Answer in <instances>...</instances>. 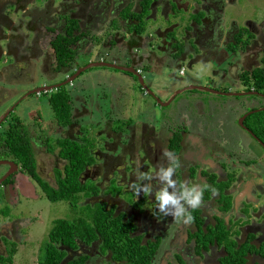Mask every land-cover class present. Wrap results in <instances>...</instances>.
Wrapping results in <instances>:
<instances>
[{"label":"flooded vegetation","instance_id":"obj_1","mask_svg":"<svg viewBox=\"0 0 264 264\" xmlns=\"http://www.w3.org/2000/svg\"><path fill=\"white\" fill-rule=\"evenodd\" d=\"M57 1H60V8L56 5ZM118 1L120 5L113 0H105L107 4L105 7H102L104 0H100L101 3L98 2L102 13L98 15V21H96L95 25H93V28H97L98 25L99 27L103 25V28H106L105 32L101 34V37L105 35L104 40L102 41V45L104 47L108 48L106 43H109V47H112L114 43H117V45H122L126 48L127 54L129 53V50L135 53H138L143 49L147 50V52H145L146 56L143 57L131 59L129 56H127V59H129L131 62L130 66L135 68L137 73L142 77L144 84L147 86V89H144V86L142 84L140 85V83L138 84L137 81V84L143 91V94L147 96V101L152 100L156 104L161 106L163 104V106H167L165 104H167L170 100H172V102L176 101L175 99L180 97L181 94L188 90H195L194 92H197L196 90L206 91L200 89L205 88L204 86H198L191 81L186 84L170 81V83L165 85V88L166 86L169 88L170 84H175L174 89H178H175L170 93L168 92L167 88L163 89V85L156 84L155 86H152L145 82L144 74L152 73V71H154V68H156L155 65H159L163 59V54L161 53L165 52L169 53L171 58L173 57L174 64L172 67L179 69L178 73L181 77H184L189 71V69L186 68L187 63H189L190 67L194 63H210L208 58L213 57L214 54H218L219 51V56L225 58L226 56L223 50L226 46L224 47L221 45V47L219 45L220 39H223L224 31L221 26H218L217 31H215L216 19L213 20V9L209 8V5H206V9H202L200 4L198 7H194L193 5L191 13H187L190 27L188 26L187 28L185 27L183 29V32H185L183 35L179 33L177 27H174L176 26L175 24H171L173 29L167 25V28L164 31H161V33L154 31L151 34L143 32V34L138 35L135 33V31L133 32V27L138 24V19L136 17L137 14H142V18L146 20L153 6L158 10L160 6L163 5L164 10L161 11V13L166 19H169L172 16H178L182 13L185 15L186 9L184 10V4L185 2H188V0L185 2L183 0H172L171 2H167L166 6L164 5V0H141L139 2V8L136 7L137 5L135 4L134 0ZM42 2L46 3L45 9L37 4L38 0H0V62H4V60H6L9 64H12V61H16V58L14 57H17V55L11 54V62L9 61V58L7 59L9 51L19 52V47L9 45L10 41H16L18 45H26L28 44V36L34 32L41 35L42 26L46 23H48V31L54 32L55 29L52 27L55 26L61 30L63 29V32L65 24L57 25V21L59 18L64 20V18L60 17L61 15L70 13V11L66 12L65 10L66 3L70 4V6L67 7L68 10H75L74 13H71V16L78 20L83 18L81 17L82 13H84L86 8L89 7L83 6L78 9L76 3L71 2L70 0H55L56 4L54 3V0H42ZM113 2L114 5L112 6ZM145 3H148L147 7ZM263 3L264 0H262V4ZM33 5L34 7L32 11L29 10V6ZM145 7L147 12L144 13ZM109 8H111V10H109ZM109 12H111V17H108V14H110ZM13 13L19 15V18L16 21H13L12 17L10 16ZM244 23L247 24V27H249L250 30L246 28L247 33L242 32L243 37L239 43H237L235 35L239 34L240 31L234 34L233 37L230 33L228 36L232 37L233 41H229L230 43L227 44L225 52L227 53V56H232L233 61L237 60V55L235 54L236 52L241 49L245 50L243 53L246 55L244 56V59L247 60L248 63L245 64V66L243 65L242 69L236 73L234 71L238 69V66L235 63H232L229 74H232L234 79H239L243 87H247L250 84L247 83L246 85L241 80L244 71L252 72L254 68L263 67L264 24L254 25V23L249 20L245 21ZM86 24H90L89 20L86 21ZM252 27L255 29L252 30ZM96 33L97 36H99V33ZM215 33L220 35L218 39H212V36L215 35ZM154 36H156L159 40L157 41ZM48 37H50V35ZM1 41H6L9 43L8 48L11 47L9 51L4 50ZM225 43H227V41H225ZM79 44L80 42L75 46L77 53L74 62L69 66L68 71H65L66 75L61 82L70 79L79 68L84 67L91 61L88 60L86 63L81 64L83 57L94 53L93 56H100L101 58L103 57L106 59L104 54H102L106 53L103 51L102 45L101 49L97 52L91 46L87 51H84V48L81 49ZM229 45H236V50L232 51ZM188 51L190 52L189 54ZM107 54L108 53H106V55ZM206 54L208 57H206ZM250 54L251 57H249ZM47 60H49L48 56L44 58V61ZM145 63L147 65H145ZM58 71L59 70L56 69L55 72H52V76L54 77V74ZM213 72H215V75L219 77L218 75L220 74H218V72L212 71V73ZM44 73L45 72L42 71V75H46V73ZM86 73V71L82 72L79 77L76 78V80L82 78ZM131 76H133V74H131ZM136 77L135 75L133 76V78L137 79ZM198 78L203 79L204 75H200ZM224 78L225 76H223L221 79ZM73 83H68L67 85L72 86L74 89L77 84H74L76 85L74 86ZM190 85L192 86L189 87ZM154 87H156L157 90H154ZM148 90H150L151 93ZM247 91L249 90H244L246 93ZM251 92H254V90ZM67 93L69 94L68 91ZM255 93L257 94H253V96H257L258 98L264 100V93H262V91ZM70 97L71 100H73L72 95ZM186 99L187 98H184L182 100L186 101ZM183 101L180 103L178 109H182L186 106L187 110L190 107L202 105L199 106V109L204 108L208 110L206 117H199V115L193 111L187 120H179V116H182L185 110L183 112L180 111V114L177 115L178 118L176 117V119L178 121L177 125L182 127V129L174 130L172 133L165 132L162 135V138L165 136V140L161 143L157 139L158 133L154 128L155 131H151V138L146 141L148 147L147 153H145V161L142 160V165H140V161L137 159V157L140 156L139 150H143L142 148L145 150L146 144L142 146L134 144L133 142L130 143L128 140V138L132 139L145 135L141 128L136 127L140 126L139 124H135L136 128H131L128 134H124V131H119V133H116V137H120L118 145L109 146L106 143V139H103V141L98 143L97 139L95 141L96 144L93 150V153L96 157V163L86 169L82 178L85 181L91 180L94 182L95 185L99 187V194L89 197L85 196V193L79 194H83L82 196L85 198L99 199L103 190H105L108 196L107 198H109V200H116L117 202L109 203L108 201H101V203H105L108 209H114L117 214L124 213L125 220L136 225V232L134 234L143 235L144 242L147 240L154 242L158 241L160 248L162 239H169L171 241L170 244L172 249L171 251L168 250L166 257L163 259V264H233V262H229L231 251H237L247 243H250L256 249H258V253L255 252L246 256L247 264H264V209L262 210V216H259L261 214L258 215L256 211L258 210V207H260L261 200L256 199V203L249 206V212L247 214L245 213V207H243V205L252 203V200H255V197L252 194V187H254L253 183L254 181L256 182V179L253 177V175L255 174V177L258 178L259 172L254 169L253 166L256 161L263 160L264 155L263 157L262 154L255 156V150L251 149L249 145L246 144V150H248V153L250 152L254 157L247 156L245 158L244 154H240L239 149L237 151V146L239 148L241 144L237 143L235 145H230L227 143V139L217 140L219 138L220 132L217 131V125H214L212 120H209V118H212V116L216 114V109L210 102L211 100L204 98L198 99L195 105H191L188 100L187 103H183ZM78 103L80 104V102ZM19 104H16L17 106L15 105L13 109L9 111V114L13 113L14 109H16ZM255 106L256 105L252 106L253 110H256ZM260 108L263 109L264 105H261ZM77 112L81 113H79L77 118H75V114ZM236 112L238 117L241 116L240 125L244 132L251 136L253 142H255V144L264 150V136H262V112H253L259 117L255 120L253 119L254 114L250 112V109L246 112L241 109L237 110ZM9 114L0 120V128L3 126V122L9 117ZM84 114L85 112L82 110V108L81 111L76 110L73 112L71 123H69L68 126H64L62 123L58 125L63 127L65 130L63 133L58 132L60 135L59 140L67 138L68 136L72 138H75V136L77 137L76 131L81 132L82 127V124H80L78 121L84 116ZM140 115L143 116V119H141V122L143 123H145V118L148 119L150 117V114L148 113L146 115V112L143 109ZM156 115V112H153V116ZM221 115L225 117L223 114ZM74 119L77 121H74ZM218 121H221L220 118H218ZM173 123H175V117L173 119ZM229 123L231 124L232 121L225 118V123L218 124V126ZM192 124L198 125L194 128V131H190V129L187 127L189 125L192 126ZM13 126L16 128L19 127L18 120H14L13 124H9L4 128L2 127L0 132V162L8 161L15 164V166H11L9 164H0V166L6 167V170L0 174V189H2L0 190V203L3 204V208L5 207L4 209H0V257L2 260H5V262L1 264H15L14 258H16L18 253L17 248L19 246L20 248L25 246L26 244L23 243L27 242V238H30V242L32 243L37 241L32 240L34 238L32 234L28 235V228L30 225L38 221L34 219L30 221L29 218H22L20 215L14 214L10 207L18 208L23 199H38L41 195L39 192L45 194L47 199L50 200L41 183L30 173H28L21 163L17 162V158L8 145V140L10 139V129ZM23 131L24 130H21L20 135L25 136L34 153L31 139L29 140V136L25 134V131V133H23ZM181 144L188 150L187 154L183 155L182 158L180 157L182 156V150L179 147L182 146ZM57 145L56 148L59 151V144L57 143ZM107 148L111 149V151L114 153H109L108 156H106L104 152ZM164 150L173 152L174 155L180 160L182 165L189 164L187 174L183 178H179L175 174L173 177L174 180H177L181 183L187 182L189 185L207 184L217 190L215 195L210 190L204 192L201 206L195 211L189 210L195 217L194 222L190 225L184 224L185 228L178 236L175 235V229L179 228V222L177 221V223H174V220L171 218V216H165L162 213H159L154 199V192L158 191L164 186V181L160 180L156 176V173L160 172V166L164 168H167L168 166V160L162 158V151ZM34 155L36 158L35 153ZM218 155L223 158V163L221 162L222 160L219 162ZM261 157L262 159H260ZM64 162L66 164V161ZM235 162L241 165L240 170L232 168ZM229 163L230 169H228ZM244 166H246V172H244L242 169ZM194 167H197L196 171ZM64 168L65 165L62 169L58 167L54 168L55 179L54 182L51 183L49 182L50 179L44 178L39 173L36 159L37 175L42 180V182L47 183V185L52 189L58 188L57 172L59 170L63 172ZM93 168L96 169L94 170ZM137 170L150 175L153 178L151 180L144 179L138 181ZM197 171H199L198 175L196 174ZM205 172H208V175L204 174ZM193 174H195V176H193ZM95 175H97L95 177L98 179L97 181L94 178ZM213 176L218 178L219 181L223 182L218 188L214 187V181L212 180ZM248 179L250 181H248ZM134 182L144 185H151L153 188V193H141L139 197H137L135 192L130 188V185ZM263 183L264 180H262V184ZM121 191H123V193L127 196H132L130 198L132 201L130 206L121 200ZM171 191L172 189H169V192ZM133 197H135L134 201ZM222 199L223 202H220ZM50 201L51 203H57L53 202L52 200ZM228 201H230L229 205L227 204ZM82 204L84 203L82 202ZM90 205L94 206L93 204ZM262 205H264V198L262 199ZM251 213L252 217H249ZM12 215L13 217H11ZM231 217L237 219V221L235 220L237 222L235 225H233L231 222ZM243 219L249 221V223H247V228ZM56 220L58 219H55L54 221ZM89 221L91 220L89 219L88 222ZM52 227L48 232V240L45 238V240L41 242V244H45L43 249L42 245L40 246V251L44 253L40 255L38 260H35V262L37 261V264H42V258L45 254L46 246L49 242H51L50 231ZM231 246H233V248H231ZM66 251L67 258L69 259L77 255L89 256L90 258L88 259V264L91 262L92 258H96L94 264H97L100 262V257H102V254H100L98 250L97 244L87 246L82 242V245H80L78 249H74V251H72V249H68ZM31 259L32 258L30 257H23L22 264H28ZM106 260L110 264H116L108 257Z\"/></svg>","mask_w":264,"mask_h":264},{"label":"rangeland","instance_id":"obj_2","mask_svg":"<svg viewBox=\"0 0 264 264\" xmlns=\"http://www.w3.org/2000/svg\"><path fill=\"white\" fill-rule=\"evenodd\" d=\"M70 1L76 3L78 9L83 6L89 7H87L84 13H82L81 17L83 18L78 20L71 16V13H74L75 10H68L67 7L70 6V4L66 3L65 10L66 12L70 11V13L61 15L60 17L64 18V20L59 18L57 21V25L65 24L63 32V29L61 30L55 26L52 27L55 29L54 32L48 31V23H46L42 26L41 35L34 32L28 36V44L26 45H18L16 41H10V44L6 41H1L2 47L6 51H9L11 48H8L9 45L19 47V56L16 61H12L11 51H9L7 59L9 58V61H12L13 63L9 64L6 60H4V62H0V120L8 115L9 111L16 104L18 105L20 103L19 106L14 109V112L9 114V117L3 122L2 127L4 128L9 124H13L14 120H18L19 129L24 130L26 133L24 131L23 133L29 136V140L31 139V144L34 149V153L36 154L39 173L44 178L50 179L49 182L51 183H53L55 179L54 168L58 167L62 169L65 165V162L59 159V156H57L58 149L56 148V145L59 141V133H63L65 130L63 127L58 126L61 122L57 117L54 116L55 113L50 106L48 96L44 95V93L40 95L33 94L29 96L28 93L38 89L39 87H42V85L52 86L58 84L64 79L66 74H63L62 71L55 73L54 77L52 76V72H55L56 69L59 70L63 55L67 51L68 46L70 45L72 47L74 45L72 42L74 35H81V32H83L85 36L79 44L81 49L84 48V51H87L91 46L98 52L101 49L102 41L105 37V35L101 37V34H103L106 29L103 28V25L100 27L98 25L97 28H93V25H95L96 21H98V15L102 13L101 9L99 8V3H101L100 0ZM113 1L120 5L118 0ZM140 1L141 0H134L137 8H139ZM171 1L172 0H164L163 2L166 6V3ZM183 1L185 2L186 0ZM59 2L60 1H57L56 4L54 0V3L60 8L61 5H59ZM114 2L112 6L114 5ZM37 4L42 6L44 9L46 7V3L42 2V0H38ZM199 4L202 9H206V5H209L208 7L213 9V20L216 19L215 31H217L218 26H221L224 31L223 39H220L219 45L224 47L226 46L225 48L223 47L226 57L224 58L219 56V51L218 54H214L213 57L208 58L210 63H194L191 67L189 66V63H187L186 68L189 69V71L184 77H181L178 73L179 69L172 67L174 64L173 57L171 58L170 54L165 52L161 53L163 54V59L161 60L160 64L155 65L156 68H154V71H152V73L144 74V77L145 82L152 86H155L156 84L163 85V89L167 88V86L165 88V85L170 83V81L180 84H186L191 81L198 86H204L205 88L211 89V92L200 90H196L197 92H194L195 90H188L181 94L180 97L175 99L176 101L172 102L169 106H161L152 100L147 101V96L143 94V91L138 86L139 83L141 85V82L138 77L135 76L137 78L135 79L133 78L134 75L131 76L133 73L130 74L129 72L109 67L91 68L86 71L87 73L84 74L82 78L74 81L73 85L77 84L78 87L76 85H74L76 86L74 89L69 85L65 87L70 96L72 95L73 100H75L77 103L80 102V107L85 112L84 116L78 121L80 124H82L81 129L83 128L84 131H76L77 136H84L92 145L97 139L98 143L103 141V139H106L107 145H118L120 137H116V132L124 131V134H128L129 130L135 127V124H139L140 126L136 127L141 128L145 135L132 139L128 138L130 143L133 142L134 144L142 146L145 145L146 141L151 138V131L154 132L155 130L158 133L157 139L161 143L165 140V136L162 138V135L165 132L172 133L174 130L182 129V127L177 125L178 121L176 119L177 115L180 114V109L178 108L180 103L183 101L182 99L187 98L186 101H183V103H187L188 100L191 105H195L198 99L204 98L211 100L210 102L216 109V114H214L212 118H209V120H212L213 124L217 125V131L220 132L219 138L217 140L227 139V143L230 145H235L237 143L241 144L239 148L237 146V151L239 149L240 154H244L245 158L247 156H253L250 152L248 153V150H246V144H248L251 149L255 150V156L262 154L263 157V148L261 149L257 144H255L251 136L244 132L240 125L241 116L238 117L236 111L241 109L246 112L250 109L252 114L262 112L264 111V108L261 109L260 106L264 105V100L258 98L257 96H249L247 93L251 92H244V90L248 89L249 86L243 87L239 79H234L233 75L229 74L232 63H235L238 66V69L234 71L235 73L239 72L243 65L245 66V64L248 63V61L244 59V56H246L243 54L245 50L241 49L236 52L235 54L237 55V60L233 61L232 56H227V53L225 52L227 44L233 41L232 37L234 34L238 33L239 31L247 33L246 28L250 30V28L247 27V24L244 23L245 21H252L254 25L264 24V3L262 4V0H188V2H185L184 4V10L186 9L185 15L182 13L175 17L172 16L169 19H166L161 13V11L164 10L163 5L160 6L158 10L153 6V8L150 10L149 16L146 18L144 33L151 34L154 31L161 33V31H164L167 28V25L173 29L171 24H175L176 26L174 27H177L179 33L183 35L185 33L183 32V29L185 27L187 28L188 26L190 27L187 13H191L193 5L194 7H198ZM105 5L107 6L104 0L102 7H105ZM33 7L34 5L29 6V10L32 11ZM109 10H111V8H109ZM109 13L110 14H108V17H111V12ZM10 16L12 17L13 21H16L19 18V15L14 13ZM87 20L90 22L89 25L86 24ZM254 27H252V30L255 29ZM89 31L90 34L88 33ZM96 32L99 33V36H97ZM230 33L232 34V37L228 36ZM49 35L50 37H48ZM218 37H220V35L215 33V35L212 36V39H218ZM154 38L157 41L159 40L156 36H154ZM225 41H227V43H225ZM106 45L108 48L102 45L103 51L108 53V56L106 53H102L104 54L106 60L111 61V63H116L129 68H132V66H130L131 62L129 59H127V56L133 59L146 56L145 52H147L146 49L140 50L138 53L131 52V50H129V53L127 54L126 48L122 45H117V43H114L113 46L111 45L112 47H109V43H106ZM189 53L190 52L188 51V54ZM93 54L94 53L83 57L81 64L86 63L88 60H97L100 58V56H93ZM46 56L49 57V60L44 61ZM206 57H208L207 54ZM249 57H251V54ZM35 60L37 62L33 63ZM145 65L147 64L145 63ZM42 71H44L46 75H42ZM212 71L218 72V74H220L222 77L225 76V78L221 79L222 77L220 75L217 77L215 72L212 73ZM200 75H204V78L199 79L198 77ZM174 85L175 84H170L169 88H167L168 92L171 93L176 89H174ZM191 86L192 85L189 87ZM154 90H157L156 87H154ZM238 93H243L245 95H236ZM76 105H79V103ZM253 105H256V110H253ZM199 106L202 105L190 107V111L191 113L195 111L199 117L205 118L208 110L204 108L199 109ZM142 109L146 112V115L148 113L150 114L148 119H144L145 123L141 122V119H143V116L140 115ZM153 112H156L157 115L153 116ZM221 114H223L225 117H223ZM174 117L175 123H173ZM262 117L263 127L264 115H262ZM218 118H220L221 121H218ZM225 118L231 120L232 123L218 126V124L225 123ZM258 118L259 117L254 114L253 119L255 120ZM196 126L198 125L192 124V126L189 125L187 127L190 129V131H194ZM2 127L0 128V132ZM103 130H105V132H102ZM99 132L101 134H99ZM147 147L148 144L145 145V150L144 148H142L143 150H139L140 156H138L137 159L140 161V165H142V160L145 161ZM179 147L182 150V156H180L182 158L183 155L187 154L188 150L183 145ZM104 153L106 156H108L109 153L114 152L107 148ZM219 155V162L222 160L221 162L223 163L224 160ZM262 157L260 159H262ZM240 166L241 165L235 162L232 168L240 170ZM245 167L246 166L242 167L244 172H246ZM253 167L259 172L258 178L255 177V174L253 175V177L256 179V182L254 181L253 183L254 187H252V194L254 195L255 200H252V203L243 205V207H245V213L247 214L249 212V206L256 203V199H260L261 204L256 211L258 215L261 214L259 216H262V210L264 209V205H262V199L264 198V183L262 184V180H264V159L256 161ZM188 168L189 164H181V167L176 172V176L183 178L187 174ZM93 169L95 170L96 168ZM194 169L196 171L197 167H194ZM228 169H230V163L228 165ZM5 170V166H0V174ZM196 174L198 175L199 171H197ZM204 174L208 175V172H205ZM96 176L97 175H95L94 178ZM193 176H195V174H193ZM95 180L97 181L98 179L95 178ZM212 180L214 181V187L216 188H218L223 183L215 176L212 177ZM248 181L250 180L248 179ZM39 193L41 195L38 199H23L18 208L10 207L14 214H18L22 218H29L30 221H32V219L38 221L30 225L28 228L30 232H28V235L32 234L34 236L32 240L37 241L32 243L30 242L31 239L27 238V242L23 243L26 244L25 246H22L21 248L19 245V247L17 246L18 253L16 258H14L15 264H22L23 257L32 258L28 264H34L35 260L40 258V255L44 253L40 251V246L42 245V249L45 246V244H41V242L45 240V238L47 239L48 232L53 226V221L55 219H67L74 221L81 217H85L86 214L84 212L89 207L86 203L94 205L98 202L101 203V201H108L109 203L117 202L116 200H109L105 190H103L99 199H89L83 197V194H78L73 196L70 200H62L57 203H51L45 194L42 192ZM131 197L132 196H127L123 193V191H121V200H123V202L127 203L129 206L132 203L130 199ZM134 199L135 197H133V201ZM82 202L86 205L82 204ZM220 202H223V199L220 200ZM73 204L77 205V209L73 207ZM227 204L229 205L230 201H228ZM0 205V209L5 208H3V204L0 203ZM13 215L11 217H13ZM249 217H252V213ZM235 220L237 221L236 218L231 217V222L233 225L237 223ZM243 220L245 221L244 224L247 228V223H249V221L245 219ZM178 222V225L180 224V226L179 228L175 229L176 236H178L185 228L182 221ZM174 223H177V221H174ZM170 242L171 241L169 239H162L161 246L154 257L155 259L153 264H163V259L166 257L168 250L171 251L172 249ZM106 258V255H102V257H100V262L97 264H110ZM95 260L96 258H92L89 264H94ZM35 264H37V261Z\"/></svg>","mask_w":264,"mask_h":264},{"label":"trees","instance_id":"obj_3","mask_svg":"<svg viewBox=\"0 0 264 264\" xmlns=\"http://www.w3.org/2000/svg\"><path fill=\"white\" fill-rule=\"evenodd\" d=\"M145 5L147 7L148 3H145ZM146 7L144 13L147 12ZM141 15L137 14L138 24L133 27V32L135 31L138 35L143 34L146 25V20ZM88 33L90 34V31ZM84 36V33L73 36L72 42L74 45L72 47L68 46L58 72L62 71L63 74H66L65 71H68L69 66L73 64L77 53L75 46L82 41ZM242 37L243 33L240 32L236 36L237 43L241 42ZM229 47L232 51L236 50V45H229ZM11 54L17 55L14 58L18 59L19 52L14 51ZM241 80L246 85L247 83L250 84L249 92L254 90V92L262 91L264 93V58L263 67L254 68L252 72L244 71ZM44 95L49 96V103L55 113L54 116L64 126H68L71 123L74 111H81L80 104L76 105L78 103L75 100H71L64 86L44 93ZM79 113L81 112L75 114V118H77ZM262 115H264V111H262ZM74 121L77 120L74 119ZM10 130L8 145L17 158V162L21 163L24 169L41 183L50 200L53 202L70 200L79 193H85L87 197L99 194V187L94 182L91 180L85 181L82 178L86 169L96 163V157L93 153L95 142L93 146L84 136H75L76 139L68 136L58 141L59 151L57 154L59 158L66 161V164L63 172L60 170L57 172L58 188L52 189L47 183L42 182L37 175L35 155L25 136L20 135L21 129L13 126ZM82 131H84L83 128L81 129ZM100 132L99 134H101ZM102 132H105V130ZM116 133H119V131ZM262 136H264V125L262 127ZM87 205L90 208L88 207L84 212L86 214L85 217L74 221L67 219L54 221L55 223L50 231L51 242L46 246L42 264H88L90 257L87 255H77L71 259L67 258L66 250L72 249L74 251V249H78L82 245V242L87 246L97 244L100 254L106 255L116 264H152L159 250L158 241L147 240L144 242L143 235L134 234L136 225L127 222L124 213L117 214L114 209H108L105 203H96L95 207L91 206L90 203H87ZM73 207L76 208L77 205L73 204ZM87 218L91 221L88 222ZM255 252L258 253V249L247 243L241 249L231 251L229 262L247 264L246 256ZM4 262L5 260L0 257V264Z\"/></svg>","mask_w":264,"mask_h":264},{"label":"clouds","instance_id":"obj_4","mask_svg":"<svg viewBox=\"0 0 264 264\" xmlns=\"http://www.w3.org/2000/svg\"><path fill=\"white\" fill-rule=\"evenodd\" d=\"M82 33L83 32H81V34ZM94 61L111 62L104 59L103 57H100L97 60H91L89 63ZM73 82H70L69 84ZM162 158L168 160V166L167 168L160 166V172L156 173V176L160 180L164 181V186L158 191L154 192V199L156 202L157 209L159 213H162L165 216H171L174 221H182L184 224L190 225L194 222L195 217L191 214V211L189 210L195 211L201 206L205 191L210 190L215 195L217 190L207 184L189 185L187 182L181 183L177 180H174V175L176 174L177 170L181 167L180 160L174 155L173 152L167 150L162 151ZM152 178V176L139 172L137 170L138 181L144 179L151 180ZM130 188L135 192L137 197H139L141 193H153V188L151 185H144L134 182L130 185ZM169 189H172V191L169 192Z\"/></svg>","mask_w":264,"mask_h":264},{"label":"water","instance_id":"obj_5","mask_svg":"<svg viewBox=\"0 0 264 264\" xmlns=\"http://www.w3.org/2000/svg\"><path fill=\"white\" fill-rule=\"evenodd\" d=\"M95 67H109V68L119 69V70H122V71H125V72H129V73H133V75L139 77V80H140L141 84L144 86L143 88L147 89V86L144 84V81H143L142 77L137 73V71L135 70L134 67L129 68V67L118 65L116 63L107 62V61H94V62L89 63L85 67L80 68L70 79H67L66 81H64L62 83H58V84H55V85H52V86H47L46 85V86L39 87L38 89L29 92L28 95L30 96L32 94L47 93V92H51L53 90L59 89V88L65 86V85H67L68 83L73 82L77 77H79V75L82 72H85V71H87V70H89L91 68H95ZM200 89L211 92V89H208V88H200ZM148 91L151 93L150 90H148ZM247 94L253 95V94H257V93L251 92V93H247ZM236 95L241 96L243 94L238 93ZM171 102H172V100H170L165 105L169 106L171 104ZM162 106H163V104H162ZM0 164H9L11 166H13V165L15 166L14 163L8 162V161H1ZM0 184H1V182H0Z\"/></svg>","mask_w":264,"mask_h":264},{"label":"crops","instance_id":"obj_6","mask_svg":"<svg viewBox=\"0 0 264 264\" xmlns=\"http://www.w3.org/2000/svg\"><path fill=\"white\" fill-rule=\"evenodd\" d=\"M185 110V111H184ZM181 112H183L182 116H179V120H187V118L192 114L190 111V108L186 110V107L180 109Z\"/></svg>","mask_w":264,"mask_h":264}]
</instances>
